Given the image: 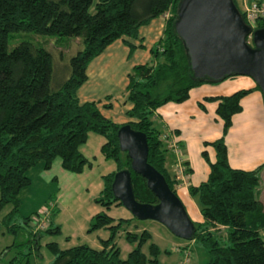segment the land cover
Segmentation results:
<instances>
[{
  "label": "trees",
  "instance_id": "16d2710c",
  "mask_svg": "<svg viewBox=\"0 0 264 264\" xmlns=\"http://www.w3.org/2000/svg\"><path fill=\"white\" fill-rule=\"evenodd\" d=\"M178 1L0 0V209L11 205L4 217L8 231H17L9 222L20 206L19 191L30 183L25 172L31 166L40 162L42 168L48 169L57 157L62 169L81 172L91 162L79 146L89 132H94L103 138L99 145L102 158L111 160L114 167L101 176L102 188L95 201L104 209L91 216L88 228L107 229L108 237L99 239V248L79 244L61 249L57 243L48 242L46 247L53 255L49 264H158L156 244L148 245L149 258L140 249L150 237L145 230L139 235L126 234L128 241L138 237V242L125 259L119 258L112 239L121 221L129 219L118 218L114 222L106 212L111 205H121L110 190L113 174L128 171L136 201L153 205L157 199L144 179L130 169V159L118 147L116 131L122 124L104 117L94 101L80 103L76 91L86 79L87 64L108 44L123 36L135 38L138 28L153 18L164 20L160 37L148 49V60L132 66L126 75V99L131 107L125 114L131 119L127 122L130 128L145 135L147 163L175 193L176 180L166 167L167 150L151 119L154 111L167 102H183L193 87L235 76L216 81L191 76L185 47L172 27ZM232 1L242 16L237 5L241 6V0ZM165 13L167 16L163 17ZM259 27H264V20L256 21L253 29ZM29 31L81 40V48L68 57L67 76L55 87L51 85L53 66L47 50L28 42L6 50L10 33ZM126 43L130 53L133 46ZM255 87L259 89L256 84ZM249 91L239 89L228 95L205 98L217 101L214 113L222 123L221 135L205 142L214 150V161L209 162L205 151H201L209 171L205 180L188 186L187 193L195 198L202 218L200 222L191 221L192 239L206 249V264H264V210L255 191L264 162L251 170L230 167L223 139L231 116L241 109L239 100ZM183 165L185 173H189L190 168ZM48 210L50 218L56 209ZM28 219L23 218L24 224ZM42 232L58 233L59 226L49 224L37 232L28 231L29 243L35 242ZM22 264L29 262L24 260Z\"/></svg>",
  "mask_w": 264,
  "mask_h": 264
},
{
  "label": "rangeland",
  "instance_id": "374dc122",
  "mask_svg": "<svg viewBox=\"0 0 264 264\" xmlns=\"http://www.w3.org/2000/svg\"><path fill=\"white\" fill-rule=\"evenodd\" d=\"M237 5L241 9V6ZM20 42L42 47L51 54L53 66L51 85L53 87L67 76L68 57L82 46L78 37L40 35L29 31L10 33L6 41V50H11ZM230 80L232 79H223L216 84L220 86L221 82ZM154 125L159 128L157 122ZM200 134L196 122L184 130L187 145L196 157L194 163L197 169L200 163L205 164L201 157H197L195 147ZM102 142L101 135L94 132L88 133L86 141L79 146V150L91 164L84 166L81 172L62 169L57 157L53 159L48 169L42 168L39 162L26 170L25 174L30 183L19 191L20 206L12 213L9 222L16 226V233L9 232L4 222V217L9 213L11 205L6 204L0 209V264H22L24 260H28L29 264H49L53 255L46 247L48 242L57 243L61 249L79 244H86L92 248L100 247L99 239H106L108 230L103 228L88 230L89 220L92 215L104 209V206L95 199L102 188L101 176L114 169L113 162L102 158L99 152V145ZM208 148L211 153L212 148ZM255 191L257 199L264 201V181L259 179ZM182 205L190 221H195L198 218L199 208L195 198L182 199ZM48 208L56 209L50 218L45 217L43 222L36 219L37 214L47 211ZM106 212L114 218V222L118 218L129 219L127 222L121 221L112 239L119 250V258L125 259L138 242V237L128 241L126 234L139 235L145 230L150 237L140 246V249L147 258H149L148 245L154 243L159 249L158 264H206L208 255L200 242L176 237L155 220L136 219L122 205H111ZM26 216L29 219L27 224H24L23 218ZM40 223H42L41 228L34 229ZM49 224L51 227L59 226V232H42L38 239L30 244L28 231L37 232L47 228Z\"/></svg>",
  "mask_w": 264,
  "mask_h": 264
},
{
  "label": "crops",
  "instance_id": "0c3cea01",
  "mask_svg": "<svg viewBox=\"0 0 264 264\" xmlns=\"http://www.w3.org/2000/svg\"><path fill=\"white\" fill-rule=\"evenodd\" d=\"M164 20L161 17L151 19L137 30V36L130 38L123 36L108 44L101 53L87 64L86 79L77 88L76 96L80 103L94 101L100 113L117 124H125L129 119L125 112L131 103L126 99V75L131 67L145 63L149 58L148 49L153 46L161 35ZM128 42L133 46L129 53ZM246 75H235L229 82L201 84L189 90L186 100L181 103L167 102L160 106L152 115L153 123L157 122L158 131H171L178 141L182 161L190 172L183 181H177L174 190L182 203V199H189L188 186H195L206 179L209 168L201 156L205 151L207 160L214 161V150L209 144L221 135V120L215 115L217 101L205 98L228 95L239 89H250L241 97V109L231 116V124L223 139L227 151V162L230 167L251 170L264 162V103L259 89L254 81ZM105 105H108L106 107ZM196 122L200 135L197 139V157H201L205 164L195 166L192 150L189 149L184 137L185 128ZM174 132V133H173ZM212 152H209V148ZM212 158V159H211ZM198 160V159H197ZM174 157L166 152V167L172 173ZM260 181H264V168L260 171ZM263 205L264 201L259 199ZM196 222L202 220L199 211Z\"/></svg>",
  "mask_w": 264,
  "mask_h": 264
},
{
  "label": "water",
  "instance_id": "95a60500",
  "mask_svg": "<svg viewBox=\"0 0 264 264\" xmlns=\"http://www.w3.org/2000/svg\"><path fill=\"white\" fill-rule=\"evenodd\" d=\"M172 27L183 42L192 77L216 81L246 75L258 86L264 103V27L251 29L245 24L232 0H179ZM116 137L119 149L130 159V169L144 179L157 202L134 199L127 170L113 174L112 195L134 218L155 220L174 236L192 239L193 225L181 201L146 161L145 135L125 123Z\"/></svg>",
  "mask_w": 264,
  "mask_h": 264
},
{
  "label": "built area",
  "instance_id": "2783aa9c",
  "mask_svg": "<svg viewBox=\"0 0 264 264\" xmlns=\"http://www.w3.org/2000/svg\"><path fill=\"white\" fill-rule=\"evenodd\" d=\"M241 12L242 19L245 24H247L251 29L256 21L264 20V1L262 0H241ZM167 13L163 14V17H166ZM249 39V36L246 37ZM159 140L162 142L166 150L172 153L174 157V162L172 164V174L176 180L183 181L187 173L184 171V163L181 157V151L179 148L178 141L175 139L174 135L169 130L160 132L158 136ZM47 211L37 214L36 219L38 218L40 222H43L47 218ZM46 217V218H45ZM41 218V219H40ZM42 223L37 224L34 229L41 228Z\"/></svg>",
  "mask_w": 264,
  "mask_h": 264
}]
</instances>
